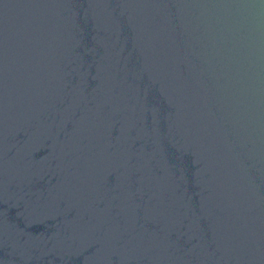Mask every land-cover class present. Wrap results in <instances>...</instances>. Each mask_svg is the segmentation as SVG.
<instances>
[{
	"label": "water",
	"instance_id": "1",
	"mask_svg": "<svg viewBox=\"0 0 264 264\" xmlns=\"http://www.w3.org/2000/svg\"><path fill=\"white\" fill-rule=\"evenodd\" d=\"M0 264H264V0H0Z\"/></svg>",
	"mask_w": 264,
	"mask_h": 264
}]
</instances>
